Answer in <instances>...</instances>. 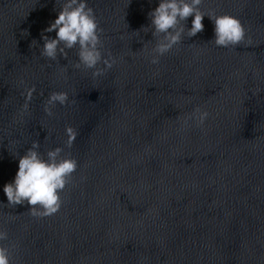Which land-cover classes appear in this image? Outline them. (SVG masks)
<instances>
[{"label": "water", "instance_id": "water-1", "mask_svg": "<svg viewBox=\"0 0 264 264\" xmlns=\"http://www.w3.org/2000/svg\"><path fill=\"white\" fill-rule=\"evenodd\" d=\"M143 1L87 0L103 29V55L111 52L117 60L106 75L93 77L91 70L72 67L78 59L75 50H68L67 59L58 57V62L40 56L42 33L56 37L55 31L44 29L58 17L63 0H0V230L8 233V240L0 244L10 248L11 264L17 262L44 218L31 216L27 203L8 205L4 186L14 181L19 158L33 141L39 142L38 151L45 158L48 150L62 147V155L70 153L77 159L123 59ZM33 86L29 111L24 112L26 92ZM52 92H66L69 101L76 103H57L49 117L44 104ZM67 126L78 132L71 149L65 146Z\"/></svg>", "mask_w": 264, "mask_h": 264}, {"label": "clouds", "instance_id": "clouds-1", "mask_svg": "<svg viewBox=\"0 0 264 264\" xmlns=\"http://www.w3.org/2000/svg\"><path fill=\"white\" fill-rule=\"evenodd\" d=\"M59 2V0H57ZM203 0H160L158 7L149 12L151 19L152 35L156 42L151 52L152 64H159L160 57L169 53L175 46L182 42L186 33L188 38L204 31L202 23L205 16L214 22V44L217 47L236 48L246 39V30L241 21L231 15L205 13L201 10ZM58 17L44 32L55 31L56 37L43 35V47L40 56L58 62V57L68 58L69 51L75 50L78 59L72 62L75 69L91 70L93 77L107 74L117 63L111 52L107 57L103 55L104 42L101 39L103 29L99 27L93 8L88 6L87 0H63ZM191 21V28H186V21ZM145 33L149 27L143 29ZM35 42V41H33ZM147 43H150L147 42ZM146 44V43H145ZM144 44V45H145ZM103 64V67L99 65ZM67 71V66L64 67ZM35 86L26 92L24 112L29 111V103L33 98ZM57 103L61 106L69 101L66 92H52L44 104L47 116L54 115L53 108ZM208 117L206 111L196 109L194 119L203 124ZM67 140L65 146L71 149L78 132L72 126L65 129ZM40 144L33 141L26 153L19 158V168L15 179L4 186L8 205L15 207L27 203L30 206L29 214L36 218L53 216L62 207L61 193L72 182L73 174L77 171L78 162L71 154L62 155L64 148L56 147L44 154L38 151ZM8 240V233L0 230V241ZM15 247V245H12ZM0 264H11L10 248L0 244Z\"/></svg>", "mask_w": 264, "mask_h": 264}]
</instances>
